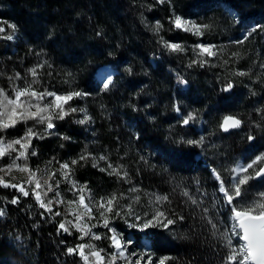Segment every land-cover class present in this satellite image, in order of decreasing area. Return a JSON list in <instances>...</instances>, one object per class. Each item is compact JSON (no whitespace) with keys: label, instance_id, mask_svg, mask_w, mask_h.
Instances as JSON below:
<instances>
[{"label":"trees","instance_id":"obj_1","mask_svg":"<svg viewBox=\"0 0 264 264\" xmlns=\"http://www.w3.org/2000/svg\"><path fill=\"white\" fill-rule=\"evenodd\" d=\"M226 8L236 15L232 16ZM174 14L208 25L201 35H229L225 34L226 29L239 21L256 26L249 39L260 43L264 35V0H0V27L4 28L0 32V89L11 95L13 84L32 82L29 69L36 68L39 83L33 87L37 90L85 93L66 105L85 112L55 119L50 135L32 138L29 168L55 173L49 183L64 199L71 184L58 171L61 163H68L71 179L87 185L95 196L121 193L120 188L126 184L158 190L166 197L161 210L174 223L168 231L153 227L138 232L148 241L154 259L167 256L165 264H225L227 242L218 215L209 211L212 198L208 196L206 204L201 205L187 191L195 183L216 190L212 168L219 170V161H229L240 147L264 141V137L260 138L254 126L242 128L241 124L233 132H222V119L233 113L226 102L236 97L237 85L233 79L218 78L213 63L188 64L184 49L170 51L165 46L174 43L183 48L194 46L199 40L170 23ZM157 22L162 26L159 30ZM9 24L16 26L15 31ZM240 29V24L234 26L232 35ZM9 35L11 39L6 38ZM208 41L216 45V56L226 54L227 46L215 38L209 37ZM259 43L254 45L255 50L262 47ZM102 65H111L117 72L106 91L95 84V71ZM176 74L188 81V89L181 91ZM17 75L19 80L15 79ZM174 93L180 103L189 100L188 106L197 110L193 113L197 119L205 118L202 131L181 127L172 111ZM85 115V123H77ZM247 123H252L251 119ZM45 127L46 124L30 119L0 132V137L6 142L18 139L27 128L43 134ZM198 132L201 136L209 133L202 139L205 145L181 143L188 134L191 141L200 142ZM15 147L18 149L19 145ZM97 148L108 163H125L127 180L93 167L90 150L98 154ZM136 150L143 152L145 162L138 161ZM15 155L0 158V167H6ZM81 155L88 159L81 160ZM72 160L78 163L71 165ZM100 163L107 167L105 161ZM26 175L16 170L11 175L0 172V177L12 183H23ZM13 176L16 180H12ZM183 182L186 188L182 187ZM263 183L248 181L244 192L250 194ZM56 191L44 197L45 202L53 200L52 211L47 212L39 207L31 192L25 197L14 188L0 186V211L4 213L0 215V264H83L78 253L69 255L67 249L91 243L92 239H80L81 233L72 225H68L71 234L59 229L69 214L56 204ZM14 197L19 201L16 204L10 203ZM56 212L61 215H54ZM113 219L112 224L120 226L121 219ZM98 235L102 238L94 243L110 252L111 241L105 237L111 233L103 228Z\"/></svg>","mask_w":264,"mask_h":264},{"label":"snow or ice","instance_id":"obj_2","mask_svg":"<svg viewBox=\"0 0 264 264\" xmlns=\"http://www.w3.org/2000/svg\"><path fill=\"white\" fill-rule=\"evenodd\" d=\"M161 3L164 0H160ZM170 23H172L175 28L181 29L185 32H192L193 35H201L203 29L207 28L208 25H199L195 21L190 19H185L180 15H173ZM8 27L12 28L15 31V25L9 24ZM162 26L157 22L156 29L159 30ZM4 28L0 27V32H3ZM255 31V28L252 29ZM251 32L243 37L242 40L237 41V43H244ZM11 39L12 36L9 35L6 37ZM165 46L169 48L170 51H183V48L179 44H169L165 43ZM196 48L199 49V52L196 53L197 56L207 55L212 57L216 55V52L213 50L214 46L197 44ZM195 51V49H193ZM235 55V54H234ZM201 65L205 61H199ZM196 63V61H193ZM42 67V65H41ZM29 74L33 77L31 83H25L23 86H17L13 84L11 88V95H9L4 89H0V132L6 131L9 128L15 127L18 123H26L28 120H35L37 123L46 124L43 134L37 133L33 128H27L24 135L18 139L11 141H5L3 137H0V158L5 156L12 157L13 153L16 155L11 159V162L7 164L6 167H0V172L5 175H11L13 170H16L20 173H26V178L23 183H12L10 181H5L3 177H0V186L5 188H14L17 192H20L23 196L27 197L30 192L40 208L44 209L47 212L52 211L53 200L48 199L46 202L44 197L47 196L48 192H53L54 188L49 181L53 180L55 173H52L48 169H31L27 164L28 149L31 147L32 138L43 139L45 136L50 135V130L55 127L53 120L55 119H64L69 113H74L76 111L85 112V109H76L72 107H66L69 105V102L74 98L82 97L85 93L79 91H69L65 94H57L55 91H39L33 87V85L39 83L36 79L37 70L36 68L29 69ZM236 75H245V73L237 72ZM21 77L17 75L16 80H19ZM10 80L13 78H9ZM101 82L103 83V90H108L112 81L110 78H102ZM232 85L229 83L228 88ZM51 97V100L46 98ZM34 109V111H33ZM193 117L190 114L189 117L184 121L185 124L188 123ZM88 119L85 115L84 119L78 120L77 123L83 124ZM241 121L232 117H224V122L221 125L225 131H228L229 128H235L240 126ZM63 139H68V137H62ZM252 137H249L251 139ZM181 143H199L197 141H181ZM19 145L17 149L15 146ZM31 155H36L33 151ZM81 160L88 159L87 155H81ZM23 160L24 163H18V161ZM99 160L105 161L107 168L101 167L99 170L102 172H107L110 176H116L118 179H125L127 177V172H123L121 175L122 167L114 166L111 163H108V158L106 156H100ZM52 162L49 161V164ZM77 160H72L71 165H76ZM257 165H264V156H258L247 166H242L239 168V172L248 173L247 175L240 176L239 178H233L234 182L230 188L224 186V182L221 181L219 174L214 173L216 179L221 181L219 191L223 193L225 198V203L231 206V228L229 233V238L227 239V248L228 254L226 255L225 264H264V193H260L257 198H254L251 201L244 202V188L243 186L248 183L249 180L256 177L264 176V166L257 167ZM97 163H93V167H97ZM252 170L249 173V170ZM60 175L64 178L65 181L69 182L73 188H75L79 195L76 196L74 200L67 201L68 208L66 209L67 214L73 215L76 223L73 224L72 220L64 221L59 224V229L63 230L66 233L71 234L68 225H72L77 231L81 233L80 239H83L85 236H90L92 240H99L102 237L98 234L92 232L93 228L97 227L96 223L89 225V223L84 221V217L87 216L88 221L92 219H97V221L102 220L103 224L100 225L108 229L112 233L110 247L114 248L115 251L110 255L102 254L103 249H97L94 244L91 243H81L76 246V248H68L67 253L69 255L78 253L83 264H116L117 260L125 261V264H141V261L144 260L145 264H153L152 255L148 252H141L139 254L132 253L130 255H125V248L121 244V237L117 233L116 229L110 227L113 218L134 216L136 221H142L141 223H132L129 224L130 227H138L141 231H144L148 228L160 227L168 228L169 225L174 223V220L169 218L165 211L160 210L159 208L155 209L151 215V218H144L139 215H135L132 211L131 205H128L127 213L118 211V208H122L119 201L125 199V197L117 193H111L107 196L100 197L99 200L93 201L91 196H86L85 193L88 191L87 187L84 185H78L74 180L71 179L72 169L68 163H61L58 170ZM233 172H236L237 169H232ZM12 180H16V177L13 176ZM24 184L29 185L28 189H25ZM34 187H31L33 186ZM59 187V182L56 183V188ZM46 189V190H45ZM131 191L136 192L137 189L133 188ZM185 195H187L185 193ZM57 200L60 198V193L55 192ZM241 200L240 203H234L238 200ZM136 202H139V197H136ZM166 200V197L157 196L155 203H160L161 201ZM17 198H13L10 203H18ZM62 202V201H61ZM75 205V209H73ZM95 209L97 213L96 217H93L92 213ZM3 211H0V215H3ZM54 215H61L60 212L54 213ZM147 216V214H145ZM231 237H237L241 242L238 245H233ZM133 256H138L137 259L133 260ZM145 257L147 259L145 260ZM169 257H161L158 260V264H165Z\"/></svg>","mask_w":264,"mask_h":264},{"label":"rangeland","instance_id":"obj_3","mask_svg":"<svg viewBox=\"0 0 264 264\" xmlns=\"http://www.w3.org/2000/svg\"><path fill=\"white\" fill-rule=\"evenodd\" d=\"M228 13H230L232 16H235L233 10L230 8L225 9ZM188 19V18H185ZM190 19V18H189ZM194 21V19H190ZM204 20L202 19L201 22ZM237 23V22H236ZM235 22L226 29L225 34L229 35H195L198 36V42L197 44H203V45H211L214 46L213 50L216 52L215 47L216 45L212 42L208 41V38H215V41H218L220 45H223L224 47L227 46L226 54L223 57H221V54L218 56H212L208 57L207 55L204 56H197L196 53L199 52V49L196 48V45L194 46H183L184 52L187 55L186 61L188 64L193 63V61H196V63H200V60L205 61L206 64H212L214 71L217 73L218 78H228L233 79L237 85V94L236 97H233V99H230L228 102H226V105H229L233 113L230 112V115L236 116L240 118V120L243 122L242 128H246L247 126H254L255 130L260 134V138H262V135L264 137V35H261L260 43L258 40H252L249 36V40L247 39L244 41V43L240 44L237 43V41L242 40L245 35H247L249 32L253 33L252 29L256 26H253V23H246V22H240L237 24H240L241 29L239 32L235 35H232L234 31V26H236ZM200 25V24H199ZM264 31V29H263ZM192 33V32H190ZM225 37V38H223ZM225 39V41L223 40ZM224 42L223 44H221ZM261 44V46H258L257 50H255V46L257 44ZM182 46V45H181ZM195 49V51H193ZM254 49V51H253ZM235 54V55H234ZM213 58H215V61H213ZM222 58L221 62L220 59ZM242 72L245 73V75H236L235 73ZM116 69L111 65H102L97 68L95 71V84L99 89H103V83L101 82L102 78H110L113 82L114 76L116 75ZM176 83L177 86L182 90L188 89V81L183 77H179L178 74H176ZM222 80V79H221ZM63 94V93H57ZM181 95H185L181 93ZM189 95V94H186ZM51 100V97H48ZM184 98V97H183ZM175 101V105L172 106V111L174 115H176V118L180 119V125L181 127H196V131H202L204 127L206 126L204 120L205 118L201 117L200 119H197V116L193 113H197V110L194 107L188 106L189 100H183L181 103L179 102L178 95L176 93L173 94V99ZM187 104V105H186ZM198 109V108H197ZM34 111V110H33ZM144 113L148 116L147 110H144ZM192 115V119L188 121L187 124L184 123V121L189 117V115ZM251 119L252 123H247L248 120ZM135 131L133 132L134 135ZM244 134V132H242ZM205 134V135H204ZM201 134L198 132V135L200 136V142L203 145L206 144V142L202 139L207 138L209 136V133ZM204 135V136H203ZM136 137V135H135ZM190 135L184 137V141H189ZM193 139V137H192ZM246 144L244 149L242 147L239 148V151L236 153H233L230 160H224L222 163V160L219 161V170H216L215 167L212 168V179L214 182H216V190H212V187L210 185H202V187L199 185V183L193 184L192 188H188L187 193L192 198L199 199V202L201 205H205L207 202L208 196H210L213 200L211 203V207L209 211H213L216 215H218V219L220 221L222 232L225 236L226 242L229 238L230 228H231V206L225 203V198L223 193L219 191L220 183L221 181L224 182V186L226 188H230L234 182L233 178H239L240 176L247 175L248 173L239 172V168L242 166H247V164L251 163L256 157L258 156H264V141H258L255 144ZM247 146V147H246ZM97 153L90 150V153L93 154L90 157V160L92 163H97L102 161L99 160V154H102L101 150L96 149ZM136 154L139 156L138 161L142 162L144 159L143 152L140 150H136ZM122 160H119L118 163H114V166H121L122 167V173L124 172L125 168L124 162H120ZM146 162H149V159L146 160ZM262 165H257V167H260ZM101 167L107 168L103 166V163L98 164V168ZM155 169L159 170L158 166H154ZM232 169H237L236 172H233ZM106 172V171H105ZM252 170H249V173H251ZM214 173H217L221 177V181H218L214 175ZM127 180V178L123 179ZM252 180V179H251ZM249 180V181H251ZM264 182V181H263ZM78 185H84L87 187V192L85 193L86 196H91L92 200H99L102 196H95V194L88 188L85 184H78ZM248 186V183L243 186L245 188ZM182 187L186 188L187 184L182 183ZM137 189L138 191L133 192L131 189ZM121 193H118L119 195L122 194L125 199H122L119 201L120 205H122V208H118V211H121L123 213H127L128 211V205H131L132 211L135 215H139L144 218H151L152 213L155 209L159 208L161 210V207L164 203V200L160 203H155V199L157 196L159 197H165L164 194L159 192L158 190H148V189H140L137 188L134 184H126L124 187L120 188ZM54 191H56L54 189ZM260 193H264V183L259 185L258 187L255 186L250 191V194H246L244 192L243 201L248 202L253 200L254 198H257ZM79 195V192L72 187V185L69 187L68 190V196L64 199V196H60L59 200H57V205H61L64 208H68L67 201L74 200L76 196ZM136 197H139V202H136ZM222 200V202L218 203V200ZM62 201V202H61ZM241 200L238 198L235 203H240ZM73 209H75V205L72 206ZM225 217H223V215ZM147 214V216H145ZM93 217L97 216V213L95 212V209L92 213ZM69 219L72 220L73 224L76 223L73 215L69 214ZM120 226L114 225L111 223L110 227H113L116 229L121 239V244L125 248V255H130L132 253H141L145 251H149L147 244L148 241L144 239L138 232L141 230L138 227H130L129 224L132 223H141L142 221H136L134 216H128L126 217L127 223L125 222V218H121ZM226 218V222L225 219ZM84 221L89 223V225L96 223L97 227L92 229V232L95 234H98V231L105 228L100 225L103 224L102 220L97 221V219H92L91 221H88L87 216H85ZM114 220V219H113ZM159 228V227H158ZM149 229V228H148ZM171 228L168 226V228H162V230H170ZM147 230V229H145ZM112 235V233H111ZM140 235V236H138ZM90 238V236H85ZM111 237V236H110ZM91 239V238H90ZM233 245H238L241 243L237 237H231ZM111 241V240H110ZM236 241V243H235ZM111 243V242H110ZM91 244H94L97 249L99 248L95 243L94 240H92ZM115 249L112 248L110 252H107L103 250L102 254L110 255L112 252H114ZM151 254V253H150ZM138 256H133L132 259H137ZM147 257H145V260ZM153 264H158V260L154 259L152 255ZM116 264H125V261L123 260H117ZM141 264H145V261L142 260Z\"/></svg>","mask_w":264,"mask_h":264},{"label":"water","instance_id":"obj_4","mask_svg":"<svg viewBox=\"0 0 264 264\" xmlns=\"http://www.w3.org/2000/svg\"><path fill=\"white\" fill-rule=\"evenodd\" d=\"M223 122H224V120H223ZM223 122H222V124H223ZM236 128H237V127H235V128H229L228 131H225V130L223 129V127H221V129H222L223 132H230V131L235 130ZM262 166H264V165H262ZM263 177H264V176L256 177V179H261V178H263Z\"/></svg>","mask_w":264,"mask_h":264},{"label":"bare ground","instance_id":"obj_5","mask_svg":"<svg viewBox=\"0 0 264 264\" xmlns=\"http://www.w3.org/2000/svg\"><path fill=\"white\" fill-rule=\"evenodd\" d=\"M175 91V90H174Z\"/></svg>","mask_w":264,"mask_h":264}]
</instances>
